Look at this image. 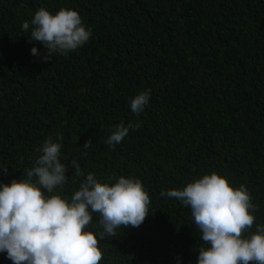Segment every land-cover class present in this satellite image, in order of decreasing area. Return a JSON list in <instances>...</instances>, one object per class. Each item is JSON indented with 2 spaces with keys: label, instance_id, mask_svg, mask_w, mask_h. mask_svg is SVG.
<instances>
[{
  "label": "trees",
  "instance_id": "16d2710c",
  "mask_svg": "<svg viewBox=\"0 0 264 264\" xmlns=\"http://www.w3.org/2000/svg\"><path fill=\"white\" fill-rule=\"evenodd\" d=\"M41 7L77 10L89 41L44 61L31 23L21 27ZM146 89L137 116L130 101ZM130 121L139 128L105 143ZM60 135L67 181L46 195L70 202L92 172L108 183L139 178L150 197L139 227L100 240V264H197L207 245L191 210L161 192L213 171L247 186L259 210L245 235L256 231L264 225V0H0V168H8L0 186L26 178L44 140ZM89 228L103 230L98 214ZM0 264H13L6 252Z\"/></svg>",
  "mask_w": 264,
  "mask_h": 264
},
{
  "label": "clouds",
  "instance_id": "9594fccd",
  "mask_svg": "<svg viewBox=\"0 0 264 264\" xmlns=\"http://www.w3.org/2000/svg\"><path fill=\"white\" fill-rule=\"evenodd\" d=\"M30 23V38L47 50L44 61L54 53L66 55L76 50L92 34L79 12L66 7L55 13L39 8L30 22L22 23L24 32L29 31ZM31 53L39 55L35 46ZM150 96L146 89L131 98V111L139 116ZM139 126V122H120L105 143L119 144L130 129ZM62 140V135L55 141L46 138L37 149L42 154L26 171V178L0 186V252H6L13 264H100V240L116 237L119 228L139 227L149 214V194L141 179L130 176L121 175L108 183L88 172L70 202L59 192L46 195L62 189L67 181V165L61 162ZM90 146L88 139L83 149ZM70 162L77 176L84 175L76 159ZM7 170L0 168V175ZM161 195L190 208L201 241L207 245L199 247L197 264H264V225L245 235L256 220L254 210H259L245 184L234 187L226 176L213 171ZM93 214H98L103 229L98 235L89 228Z\"/></svg>",
  "mask_w": 264,
  "mask_h": 264
}]
</instances>
